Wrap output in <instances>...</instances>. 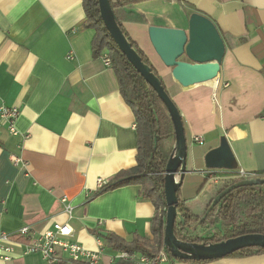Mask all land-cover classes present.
Here are the masks:
<instances>
[{"label":"crops","instance_id":"obj_1","mask_svg":"<svg viewBox=\"0 0 264 264\" xmlns=\"http://www.w3.org/2000/svg\"><path fill=\"white\" fill-rule=\"evenodd\" d=\"M117 1L123 2L115 10L121 25L182 115L188 173L178 197L201 216L234 179L205 166L222 137L238 162L233 174L264 173V0ZM83 2L0 0V113L3 107L20 111V134L0 131V235L16 243L11 259L0 258V264H47L39 254L25 253L26 241L19 236L24 227L44 232L55 223L68 224L72 241L91 251L101 238L106 246L101 264H118L112 262L118 252L100 232L124 240L134 234L152 237L156 209L141 196V186L97 195L100 184L136 167L138 133L117 74L106 65L108 51L94 56L96 31L83 27ZM193 14L215 24L226 52L214 84L184 88L157 55L149 28L186 30ZM196 136L203 137V145L193 142ZM168 146L174 149L175 142ZM14 156L28 166L13 164ZM167 264H264V253Z\"/></svg>","mask_w":264,"mask_h":264},{"label":"trees","instance_id":"obj_2","mask_svg":"<svg viewBox=\"0 0 264 264\" xmlns=\"http://www.w3.org/2000/svg\"><path fill=\"white\" fill-rule=\"evenodd\" d=\"M110 3L114 12L118 6L123 5V2L117 0H110ZM83 6L86 14L83 27L96 31L93 40L94 56L99 58L104 51H108L111 66L119 80L121 93L135 113L138 133L136 167L117 174L110 183L98 191L97 195L129 185H139L141 196L150 200L156 209V214L151 221V238L134 234L131 240H124L111 234L106 238L108 246L116 252H129L150 257L165 250L171 260L187 261L174 258L164 246L167 216L165 173L167 162L173 152V147H169L168 144L169 141L175 142V131L171 118L157 93L135 70L109 34L101 19L99 0H84ZM119 24L144 63L150 66L160 78L147 57L125 32L120 21ZM227 178L234 179L230 180L217 196L230 186L243 181H254L255 185L240 187L232 191L207 216L206 212L210 209L214 199L210 201L205 213L201 216L193 214L179 199L177 209L183 218V222L177 219L175 224V233L179 240L209 244L249 234L264 235V173L230 174ZM200 229L204 235H198ZM212 230L218 231L208 232ZM261 253H264L262 248H247L231 256H253Z\"/></svg>","mask_w":264,"mask_h":264},{"label":"water","instance_id":"obj_3","mask_svg":"<svg viewBox=\"0 0 264 264\" xmlns=\"http://www.w3.org/2000/svg\"><path fill=\"white\" fill-rule=\"evenodd\" d=\"M99 8L101 19L114 42L145 82L157 93L174 127L175 146L167 162L164 184L167 204L165 248L176 259L197 262L223 259L247 248L264 249V235L261 234H249L209 244L184 242L177 238L176 221L179 219L183 222L177 209L180 202L178 191L188 173V145L182 115L163 81L144 63L127 39L110 0H99ZM149 37L157 55L163 64L171 69L173 78L182 87L189 88L219 76V66L225 56L226 47L220 32L209 18L193 14L186 30L152 26L149 28ZM205 166L209 170L230 174L238 169V162L226 137H222L218 148L206 155ZM253 185L254 181H243L225 189L214 199L206 216L232 191ZM99 235L108 238L106 232H100Z\"/></svg>","mask_w":264,"mask_h":264},{"label":"built area","instance_id":"obj_4","mask_svg":"<svg viewBox=\"0 0 264 264\" xmlns=\"http://www.w3.org/2000/svg\"><path fill=\"white\" fill-rule=\"evenodd\" d=\"M105 62L106 65L111 66L110 58H105ZM19 116L20 111L17 107H3L0 113V131L6 127L12 136H18L20 133L16 123ZM24 138H28V135H24ZM193 142L203 145L204 139L202 136H196L193 138ZM12 162L17 166L23 163V160L14 156ZM24 163V166H28L26 162ZM103 186L105 185L100 184L101 188ZM63 201L66 202L67 198H63ZM66 212L71 216L72 207L68 206ZM19 236L26 241L24 243L25 253L39 254L47 264H101L106 247L104 241L98 238L96 250L86 249L72 241L74 231L68 224L62 223H55L44 232H35L30 227H24L20 230ZM14 245L16 243L11 241L6 233L0 235V258L2 261L7 262L11 259L10 255L14 252ZM3 252L4 255H2ZM169 260L168 253L162 250L154 257L118 252L112 262L118 264H167Z\"/></svg>","mask_w":264,"mask_h":264},{"label":"rangeland","instance_id":"obj_5","mask_svg":"<svg viewBox=\"0 0 264 264\" xmlns=\"http://www.w3.org/2000/svg\"><path fill=\"white\" fill-rule=\"evenodd\" d=\"M193 188H191L192 190ZM205 188L202 189L201 192H199V194L197 195V198L200 197L201 193L204 191ZM216 198V197H215ZM214 198V199H215ZM181 199H183V197L181 196ZM217 227H219V225H217ZM218 230H212V231H208V232H212V233H216ZM198 235H204V232L200 229L199 232H198Z\"/></svg>","mask_w":264,"mask_h":264},{"label":"bare ground","instance_id":"obj_6","mask_svg":"<svg viewBox=\"0 0 264 264\" xmlns=\"http://www.w3.org/2000/svg\"><path fill=\"white\" fill-rule=\"evenodd\" d=\"M215 78H213V79H211V80H208V81H206V82H204V83H202V84H205V85H212V84H214L215 83Z\"/></svg>","mask_w":264,"mask_h":264}]
</instances>
